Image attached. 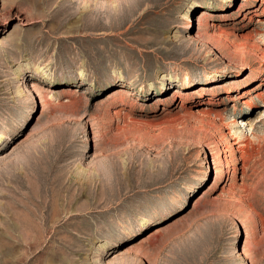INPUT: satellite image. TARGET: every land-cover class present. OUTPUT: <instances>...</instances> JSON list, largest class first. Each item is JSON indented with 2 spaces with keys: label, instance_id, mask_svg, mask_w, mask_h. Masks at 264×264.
Returning <instances> with one entry per match:
<instances>
[{
  "label": "rangeland",
  "instance_id": "rangeland-1",
  "mask_svg": "<svg viewBox=\"0 0 264 264\" xmlns=\"http://www.w3.org/2000/svg\"><path fill=\"white\" fill-rule=\"evenodd\" d=\"M0 264H264V0H0Z\"/></svg>",
  "mask_w": 264,
  "mask_h": 264
},
{
  "label": "bare ground",
  "instance_id": "bare-ground-1",
  "mask_svg": "<svg viewBox=\"0 0 264 264\" xmlns=\"http://www.w3.org/2000/svg\"><path fill=\"white\" fill-rule=\"evenodd\" d=\"M212 17V20H213V18H214V16H211ZM220 17H223V16H220ZM186 18H188L189 20H190V16L189 15H186ZM188 26H184V28H187ZM39 98L41 99V103H42V105H43V107H44V104H45V100L43 99V97H42V95L40 94V96H39ZM206 99V101H204V103L205 104H212L213 102H212V99L210 98V97H207L206 98V96H204V100ZM241 147V145H238V149ZM231 150V152L233 151V148H230ZM241 149V148H240Z\"/></svg>",
  "mask_w": 264,
  "mask_h": 264
}]
</instances>
